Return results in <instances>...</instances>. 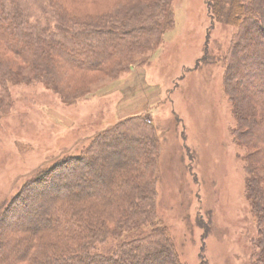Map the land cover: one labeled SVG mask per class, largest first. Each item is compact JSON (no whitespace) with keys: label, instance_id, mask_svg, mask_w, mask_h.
<instances>
[{"label":"rangeland","instance_id":"rangeland-1","mask_svg":"<svg viewBox=\"0 0 264 264\" xmlns=\"http://www.w3.org/2000/svg\"><path fill=\"white\" fill-rule=\"evenodd\" d=\"M121 2L126 0H85L79 6L104 14L114 13ZM207 2L171 0L173 28L156 49L135 57L126 72L115 65L73 84L62 79L65 93H81L75 102L41 81L9 86L8 106L0 108V215L13 212L0 224V264L14 257V232L31 220H18L14 211L19 207L13 204L27 195L28 182L63 158L80 156L100 132L137 117L159 137L156 219L170 229L180 260L253 263L252 240L258 232L246 183L262 150L246 139L252 126L236 114L242 96L228 87L239 88L231 74L241 72L247 50L233 61L237 30L212 20ZM245 82L242 91L258 84ZM106 147L111 150L102 163L119 160L121 150L134 153L127 145ZM81 175L73 184L95 189L97 175L91 171L80 181ZM257 177L264 185V170ZM6 242L12 245L2 248Z\"/></svg>","mask_w":264,"mask_h":264},{"label":"trees","instance_id":"trees-1","mask_svg":"<svg viewBox=\"0 0 264 264\" xmlns=\"http://www.w3.org/2000/svg\"><path fill=\"white\" fill-rule=\"evenodd\" d=\"M84 1L0 0V108L8 106L9 86L18 81H41L75 102L81 93H65L62 79L73 84L83 75L106 73L115 65H123L119 71L124 73L135 57L156 49L174 26L171 0H126L114 13L104 14L79 6ZM207 4L212 20L237 30L233 61H239V51L247 50L241 72L231 74L239 79V88L228 87L242 96L237 117L252 126L245 138L262 150L250 166L246 194L258 232L252 240V264H264V185L257 177L264 170V0ZM248 79L258 84L240 90ZM143 123L137 117L107 128L80 156L63 158L29 181L27 195L13 204L19 207L14 211L18 220H31L15 230L12 240L18 251L3 263L185 264L170 229L156 219L160 142L155 128ZM110 144L127 145L134 153L121 150L119 160L102 163V157H109ZM91 171L97 175L95 189L73 184L77 174L83 172L80 181H86L82 176ZM10 212L0 215V224ZM37 213L40 216H33ZM6 244L12 245L1 247Z\"/></svg>","mask_w":264,"mask_h":264}]
</instances>
